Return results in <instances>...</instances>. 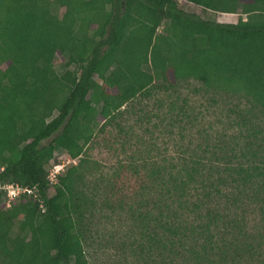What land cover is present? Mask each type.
Instances as JSON below:
<instances>
[{
	"label": "trees",
	"instance_id": "1",
	"mask_svg": "<svg viewBox=\"0 0 264 264\" xmlns=\"http://www.w3.org/2000/svg\"><path fill=\"white\" fill-rule=\"evenodd\" d=\"M184 1L228 13L241 3L244 17L220 22L180 0H0V184L34 190L7 208L0 189V264H87L79 225L97 192L106 208L127 207L144 224L149 213L134 207L139 195L125 204L109 199L117 184L107 175L89 194L83 169L93 148L127 153L132 136L119 120L135 97L159 81L190 79L238 98L242 106L232 112L241 137L231 142L244 145L219 140L221 152L208 164L193 156L143 172L117 163L115 173L139 181L136 192L146 176L163 172L175 203L159 212L161 233L146 231L140 263L240 264L256 255L262 242L248 219L258 213L264 222V0ZM162 21L169 22L159 32ZM148 63L152 70L143 68ZM153 117L140 121L156 127ZM58 149L76 161L51 180Z\"/></svg>",
	"mask_w": 264,
	"mask_h": 264
},
{
	"label": "rangeland",
	"instance_id": "2",
	"mask_svg": "<svg viewBox=\"0 0 264 264\" xmlns=\"http://www.w3.org/2000/svg\"><path fill=\"white\" fill-rule=\"evenodd\" d=\"M180 2L188 12L200 14L205 18H215L220 22H237L240 16L244 17L241 13V3L237 5L239 12L228 13L206 10L184 0ZM168 22L162 21L159 32L161 30L163 32ZM54 66L58 73L66 70L64 60L58 55L54 58ZM4 67L0 65V68ZM143 68L152 70L151 63L143 65ZM159 83L161 87L151 85L147 94L135 97L123 111L119 121L131 132L132 136L127 153L120 154L116 149L102 146L93 148L90 152L91 160L83 169L89 194L93 191L90 188L100 182V176L107 175L113 181L116 180L117 184L114 193L108 191L109 199H112L114 195L115 201H122L125 204L133 202L132 197L139 195L134 207H137L139 211L149 213L148 219L141 224L131 215V211L126 210L127 207L123 210L106 208L101 202L102 197L98 196L101 193L97 192L93 200L90 199L84 219L79 225L87 264H139V251L146 240V231L161 233L163 228L157 219L159 212L166 208L164 205H167L171 211L170 207L172 204L175 205L170 202V192L166 189L163 172L153 177L146 176L145 187L136 192L139 181L135 180V176L127 170L115 173L114 168L117 167V163L124 162V165L128 164L132 169L133 166H139L144 168L143 172L151 164L156 166H169L172 163L182 165L190 158L196 159L193 156L201 157L202 164H208L214 160L215 153L221 152L222 145L219 140H226L233 144L231 141L234 135L241 137L238 135L240 127L237 125L239 116L232 112L237 108V104L242 106L236 96H231L221 90L208 92L194 79L183 83L178 81L172 86H168L164 81H159ZM164 83L167 88H163ZM130 107L134 108L132 112ZM56 114L57 111L53 115ZM143 116H156L153 119L158 123L157 126L153 127L152 122H141L140 120L144 119ZM156 118H159L161 122ZM169 123L173 124L169 125ZM241 140L238 139V144H233L235 149H238L239 145H244L245 140ZM131 147L135 150V154ZM55 156L56 160L52 161L53 164L64 163L63 170L76 161L70 159L63 149L56 150ZM139 173L140 179H143V173ZM2 184L5 183L0 185ZM10 206L6 204L7 208ZM249 216L251 232L255 235V239L262 242V245L255 251L256 255H253L251 260H242L240 264H264L262 215L250 213ZM19 233V219L17 218L13 220L10 235L14 237Z\"/></svg>",
	"mask_w": 264,
	"mask_h": 264
},
{
	"label": "built area",
	"instance_id": "3",
	"mask_svg": "<svg viewBox=\"0 0 264 264\" xmlns=\"http://www.w3.org/2000/svg\"><path fill=\"white\" fill-rule=\"evenodd\" d=\"M65 166L64 163L53 164L49 169V178L51 180H55L56 174L63 171V167ZM0 189H3L6 197V204L10 206L13 200L19 198L21 194H32L33 189L29 188L28 186L19 185L16 182H7L5 184L0 185Z\"/></svg>",
	"mask_w": 264,
	"mask_h": 264
}]
</instances>
